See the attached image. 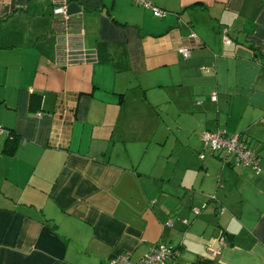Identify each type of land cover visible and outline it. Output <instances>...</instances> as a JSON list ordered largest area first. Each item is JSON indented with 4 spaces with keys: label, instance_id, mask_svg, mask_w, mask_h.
I'll return each mask as SVG.
<instances>
[{
    "label": "crops",
    "instance_id": "obj_1",
    "mask_svg": "<svg viewBox=\"0 0 264 264\" xmlns=\"http://www.w3.org/2000/svg\"><path fill=\"white\" fill-rule=\"evenodd\" d=\"M149 1L0 0V264H264V0Z\"/></svg>",
    "mask_w": 264,
    "mask_h": 264
},
{
    "label": "built area",
    "instance_id": "obj_2",
    "mask_svg": "<svg viewBox=\"0 0 264 264\" xmlns=\"http://www.w3.org/2000/svg\"><path fill=\"white\" fill-rule=\"evenodd\" d=\"M62 6H58L52 10L53 16L56 18H62L61 22L66 24L68 22L67 14V2L62 0ZM134 4L137 6L149 9L155 18L162 19L167 15V12L155 7L150 3L149 0H133ZM194 35L191 34L190 38ZM65 37V41L68 38ZM222 40L224 44L230 43V38L226 30L222 32ZM66 56L62 60L65 65H69L75 62L76 58H84V53L82 48L74 49L73 51L68 49V45L65 48ZM177 54L183 59L187 60L190 58V49L184 46L178 47L176 50ZM64 57V56H63ZM204 69V68H203ZM215 102L216 98L213 96L211 98ZM3 129L0 128V134L3 133ZM201 141L203 145L209 149L213 154L221 155V161L223 164H233L240 165L251 169L255 174H261L264 172V167L260 165L259 156L252 150V148L241 139V136L234 135L228 136L222 131H203L200 134ZM203 158V157H201ZM176 254L175 249L170 245H157L152 247L148 254L135 264H165L166 261ZM110 264H134L131 263L127 257H120L117 260L112 261Z\"/></svg>",
    "mask_w": 264,
    "mask_h": 264
},
{
    "label": "water",
    "instance_id": "obj_3",
    "mask_svg": "<svg viewBox=\"0 0 264 264\" xmlns=\"http://www.w3.org/2000/svg\"><path fill=\"white\" fill-rule=\"evenodd\" d=\"M74 9L79 11L77 4H70L67 8V11L69 14H71V13H74V11H73Z\"/></svg>",
    "mask_w": 264,
    "mask_h": 264
}]
</instances>
